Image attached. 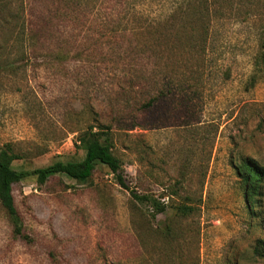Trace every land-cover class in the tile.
<instances>
[{"label": "rangeland", "instance_id": "374dc122", "mask_svg": "<svg viewBox=\"0 0 264 264\" xmlns=\"http://www.w3.org/2000/svg\"><path fill=\"white\" fill-rule=\"evenodd\" d=\"M207 5L0 0V152L81 160L78 137L105 130L129 186L102 164L16 182L27 237L0 203V264H264V177L248 206L236 168L264 171V0Z\"/></svg>", "mask_w": 264, "mask_h": 264}, {"label": "trees", "instance_id": "16d2710c", "mask_svg": "<svg viewBox=\"0 0 264 264\" xmlns=\"http://www.w3.org/2000/svg\"><path fill=\"white\" fill-rule=\"evenodd\" d=\"M198 1L201 2L202 5H206L204 8L206 14L208 15L207 4L209 0ZM141 2H143V0H130V10L133 11V15L138 14L137 7ZM175 16L176 14H173L172 19H174ZM197 21L201 24H199L200 28L199 31L197 30L196 34L203 42H205L208 32L205 23L207 21L206 16L202 14ZM194 33L191 34L194 35ZM191 34L188 36L189 40L192 39ZM190 44H192V42ZM200 49H204V45H201ZM256 65H261L264 67V45L261 46L260 51L256 56ZM130 86L132 89H134V84H131ZM157 97V95L146 96L143 100H141L143 101L141 106L144 108L151 106ZM78 139L80 141V145L85 148V154L81 160H57L51 164L33 170L14 168L12 162L19 158V155L14 153L9 145H6L5 149H1L0 203L7 212L9 221L13 225V232L16 235L27 237L24 232L21 214L15 202L13 185L16 182L25 179L26 177L35 176L38 182L44 183L53 176L66 175L71 179L84 183L91 179L95 167L98 164H102L111 170V172L115 175L117 182L122 187L129 189V186L122 175L121 161L113 153L109 132L105 130L94 132L92 129H86L78 137ZM88 142H90V145L87 144ZM236 168L238 175H240L243 182L245 183V196L249 201L248 206H252L254 195L258 194V188H260V183L263 180L264 171L256 164L254 160L251 159L244 160L241 164L237 165ZM132 194L140 201L148 199L147 195L136 194L133 190ZM153 202L156 206H160V202H158L156 199H153Z\"/></svg>", "mask_w": 264, "mask_h": 264}]
</instances>
